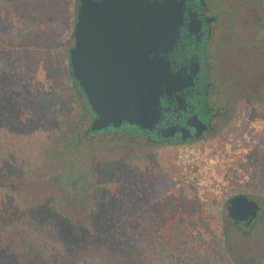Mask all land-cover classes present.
I'll list each match as a JSON object with an SVG mask.
<instances>
[{
	"label": "rangeland",
	"instance_id": "374dc122",
	"mask_svg": "<svg viewBox=\"0 0 264 264\" xmlns=\"http://www.w3.org/2000/svg\"><path fill=\"white\" fill-rule=\"evenodd\" d=\"M74 7L0 0V264L32 248L41 264H264V105L247 101L254 134L220 152L85 140L67 68ZM252 28L230 34L249 41ZM260 41L238 57L216 49L247 94L250 82L264 89ZM235 189L259 204L248 225L224 220Z\"/></svg>",
	"mask_w": 264,
	"mask_h": 264
},
{
	"label": "flooded vegetation",
	"instance_id": "af4514ba",
	"mask_svg": "<svg viewBox=\"0 0 264 264\" xmlns=\"http://www.w3.org/2000/svg\"><path fill=\"white\" fill-rule=\"evenodd\" d=\"M73 1L75 23L80 0ZM147 1L163 4L165 0ZM167 1L172 6L168 13L174 15L167 23L171 27L176 23V37L171 36L174 40L170 45L165 44L156 54L148 52L146 57L149 60L158 57L165 64L169 86L178 87V90L161 93L157 118L150 127L139 128L121 122L116 128L107 126L95 132V136L122 135L144 144L148 149L155 148L162 152L168 148L174 151L177 158L188 147L193 152L203 154L206 147L220 152L221 146L241 145L248 134H254L248 122L252 105L247 101L263 106L264 89L261 90L262 86L256 82H250L251 93L248 94L236 88L233 84L236 77L226 72L223 61L216 55V49L238 57L246 49L257 52L261 48L260 39L264 40V0ZM238 25L253 27L247 33L249 41H245V35L242 37L240 33L230 34ZM165 38H170L167 31ZM88 117L89 124L93 117L90 110ZM221 151L224 152L223 148ZM237 193L243 192L235 189L225 198L224 209L226 200ZM224 220L235 226L248 225L251 221L234 222L227 216L226 209Z\"/></svg>",
	"mask_w": 264,
	"mask_h": 264
},
{
	"label": "water",
	"instance_id": "95a60500",
	"mask_svg": "<svg viewBox=\"0 0 264 264\" xmlns=\"http://www.w3.org/2000/svg\"><path fill=\"white\" fill-rule=\"evenodd\" d=\"M170 10L167 0H80L68 65L93 115L86 133L116 128L121 122L148 128L157 118L161 93L178 90L169 86L165 64L146 57L176 37V23H167L174 17ZM226 203V214L234 222L251 220L259 208L243 193Z\"/></svg>",
	"mask_w": 264,
	"mask_h": 264
},
{
	"label": "trees",
	"instance_id": "16d2710c",
	"mask_svg": "<svg viewBox=\"0 0 264 264\" xmlns=\"http://www.w3.org/2000/svg\"><path fill=\"white\" fill-rule=\"evenodd\" d=\"M70 37L72 38V32L69 34ZM1 66V64H0ZM67 68H68V74H69V81H70V88L74 94V96H76V99L77 101H79V108L83 114V117L88 115V107H87V104L84 100V97H83V94L82 92L79 90V88L77 87L74 79L72 78L71 76V72H70V69H69V65H68V58H67ZM95 132H83V135H85V140L88 139L89 137H94L95 136ZM72 231H74L75 233L79 234L83 231V227L84 225L83 224H80V225H74V226H69ZM23 264H41V261H40V257L38 255V253L36 252V249L35 248H32L28 251V253L24 256V260H23Z\"/></svg>",
	"mask_w": 264,
	"mask_h": 264
}]
</instances>
